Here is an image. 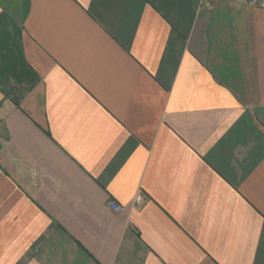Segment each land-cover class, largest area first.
<instances>
[{
  "label": "crops",
  "instance_id": "0c3cea01",
  "mask_svg": "<svg viewBox=\"0 0 264 264\" xmlns=\"http://www.w3.org/2000/svg\"><path fill=\"white\" fill-rule=\"evenodd\" d=\"M0 264H264V9L0 0Z\"/></svg>",
  "mask_w": 264,
  "mask_h": 264
},
{
  "label": "built area",
  "instance_id": "2783aa9c",
  "mask_svg": "<svg viewBox=\"0 0 264 264\" xmlns=\"http://www.w3.org/2000/svg\"><path fill=\"white\" fill-rule=\"evenodd\" d=\"M244 5H250L264 9V0H233ZM145 204V196L143 193H138L132 202V208L135 210H141ZM110 208L113 211L120 212L124 210V206L118 203L117 201L110 202Z\"/></svg>",
  "mask_w": 264,
  "mask_h": 264
}]
</instances>
